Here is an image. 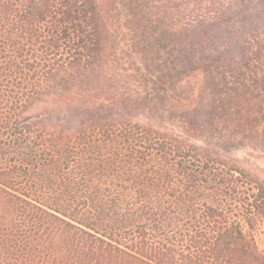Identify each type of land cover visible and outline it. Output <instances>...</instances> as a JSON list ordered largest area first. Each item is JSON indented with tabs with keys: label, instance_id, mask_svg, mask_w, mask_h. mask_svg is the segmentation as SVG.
Returning <instances> with one entry per match:
<instances>
[{
	"label": "trees",
	"instance_id": "obj_1",
	"mask_svg": "<svg viewBox=\"0 0 264 264\" xmlns=\"http://www.w3.org/2000/svg\"><path fill=\"white\" fill-rule=\"evenodd\" d=\"M116 2L125 51L97 0H0V264H264V181L218 135L254 96L235 135L254 114L264 139V0L233 12L236 56L197 7L176 29L155 0Z\"/></svg>",
	"mask_w": 264,
	"mask_h": 264
},
{
	"label": "rangeland",
	"instance_id": "obj_2",
	"mask_svg": "<svg viewBox=\"0 0 264 264\" xmlns=\"http://www.w3.org/2000/svg\"><path fill=\"white\" fill-rule=\"evenodd\" d=\"M103 14L107 18L108 24L111 28L115 42L119 44V48L126 50L127 36L124 27L125 21V10L116 2V0H97ZM197 7L200 9V14L204 18L208 19L207 32L211 37V45L216 46L224 51L237 55L240 47L241 37L238 36L235 29L231 26L233 19V12L238 8L245 6V0H155L153 7L156 9H163L169 12V21L174 25L176 29L181 28L185 22V18L188 16V10L191 7ZM240 29L249 30V24H240ZM127 61L128 54L118 52L117 57L109 55L107 62L111 71V75H115L120 83H125L129 80V74H123L121 72L122 65L121 60ZM117 61H119L118 64ZM112 64V66H111ZM121 65V66H120ZM113 67V68H112ZM120 69V70H119ZM205 78L204 75H192L190 78L185 80L182 84V93L188 97L185 106L189 109L200 111L204 113L207 106L213 105L215 98L209 95L204 90ZM123 91H126L123 89ZM249 100L253 105L238 106L237 109L232 111L235 113L233 116L224 118L225 122L219 124V128L228 132H224L218 135H224L229 138V142L232 145L231 156L238 161L239 165L244 168L248 173L256 177L257 179L264 181V139L250 137V129L252 125L256 123V115L252 114L251 118L248 119L245 124L247 132L242 138H237L235 135L237 129V123L240 116L237 111H252L257 112L258 99L254 96H250ZM216 106H221L218 102ZM38 109H42L41 106ZM218 113H222L219 111ZM261 117V116H259ZM203 123L210 124L206 118H203ZM264 126V123L261 124ZM226 128V129H225ZM236 128V129H235ZM228 129V130H227ZM256 242L259 249H264V230L255 234Z\"/></svg>",
	"mask_w": 264,
	"mask_h": 264
}]
</instances>
